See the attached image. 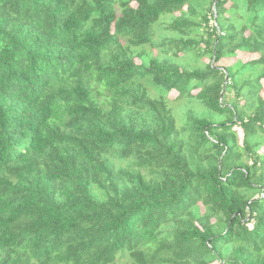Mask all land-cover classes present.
Segmentation results:
<instances>
[{"label": "trees", "instance_id": "trees-1", "mask_svg": "<svg viewBox=\"0 0 264 264\" xmlns=\"http://www.w3.org/2000/svg\"><path fill=\"white\" fill-rule=\"evenodd\" d=\"M214 1L0 0V264H264V0Z\"/></svg>", "mask_w": 264, "mask_h": 264}, {"label": "rangeland", "instance_id": "rangeland-1", "mask_svg": "<svg viewBox=\"0 0 264 264\" xmlns=\"http://www.w3.org/2000/svg\"><path fill=\"white\" fill-rule=\"evenodd\" d=\"M229 5V3L227 4ZM212 11L214 12L215 14V7L214 5L212 6ZM168 23H169V18L168 17H165L161 23H160V26L157 27V30L155 31L154 33V40L155 42L157 43H160L162 41H165V40H168V36L170 35L169 34V31H167L165 29V27L168 26ZM201 32V31H200ZM204 33V32H202ZM191 36H197L195 33H191L190 34ZM200 35V34H199ZM198 35V36H199ZM201 46H203V44H201ZM144 49L148 52H153V53H158L159 49L156 48V47H152L150 45H145L144 46ZM167 54H172V52L170 50H167ZM183 54V52H180L179 55ZM258 57V54L256 53H249V52H242V51H238L237 52V55L235 57H225V58H222L220 59L215 65L217 66H220V67H225V66H229L231 64H233L236 60L238 59H241L243 61H249L251 59H255ZM209 60V58L206 56L203 58V61L207 62ZM138 61V60H137ZM139 62V61H138ZM191 66H195V65H200L201 63L200 62H195L193 61L192 59L190 60V63H189ZM196 92V90L194 91ZM263 94V93H262ZM177 92L175 90H172L169 94H168V98L170 100V104H172V106L176 109V110H181V103H182V100H180L179 98H176L177 97ZM238 131L240 132V129L238 128ZM212 264H220V262L218 261H215L213 262Z\"/></svg>", "mask_w": 264, "mask_h": 264}, {"label": "water", "instance_id": "water-1", "mask_svg": "<svg viewBox=\"0 0 264 264\" xmlns=\"http://www.w3.org/2000/svg\"><path fill=\"white\" fill-rule=\"evenodd\" d=\"M217 1H218V0H215V1H214V7L216 6ZM216 16H217V14L215 13V18H216ZM222 92H223V91H222ZM221 94H222V93H221ZM221 264H223V263H221Z\"/></svg>", "mask_w": 264, "mask_h": 264}]
</instances>
